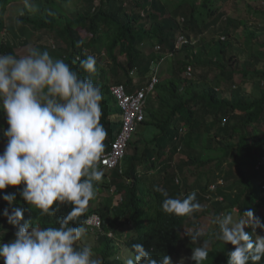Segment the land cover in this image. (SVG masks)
Segmentation results:
<instances>
[{"label": "trees", "instance_id": "16d2710c", "mask_svg": "<svg viewBox=\"0 0 264 264\" xmlns=\"http://www.w3.org/2000/svg\"><path fill=\"white\" fill-rule=\"evenodd\" d=\"M72 1L32 0L34 7L25 8L22 0H0V54L16 56V43L6 39L8 33L18 41L23 38L24 46L49 35L53 41L50 55L62 59L82 78L92 79L103 92L100 122L108 133L105 153L116 141L124 118L111 88L124 85L128 93H134L148 87L153 77L158 79L145 107L146 120L139 126L150 134L141 135L137 129L126 150L125 167L103 168L97 197L108 194L105 207H100L95 197L78 218L83 223L92 214H99L103 231L113 232L115 239L87 229L78 246H88L89 235L97 234V246L92 250L102 264H125L119 256L120 244L134 254L135 243H142L154 258L167 254L172 264L181 259L195 264L188 258L199 245L191 242V233L203 229L205 235L200 240L212 239L217 230L211 223L213 216L251 209L264 223V87L253 100L244 89L251 76L264 85V66L260 67L261 59L254 54L241 62L234 53L232 31L243 22L227 18L224 8L217 6L226 0H87V6L77 13L64 7ZM16 7H20L22 38L6 24L9 12ZM217 27L221 36L210 47L218 49L222 60L203 63L202 55L194 51L202 46L204 52L203 36ZM181 37L189 43L178 50ZM156 46L161 50L154 52ZM36 49L46 50L42 45ZM183 51L186 59L173 62L169 78H163V63L171 54L174 57ZM88 56L96 58L93 74L80 68V61ZM188 67H192L193 77L187 76ZM237 76L242 81H237ZM114 100L117 113L110 107ZM6 128L0 113L3 140ZM156 187L173 198L183 199L196 192L202 208L186 217L167 214L161 209L165 197L155 191ZM7 193H16L15 206L24 209V219L34 220L42 228L58 227L59 218L71 207L59 205L54 216L44 215L29 208L18 188L5 189L0 193L2 243L15 238V228L2 214L9 207L2 198ZM206 217L210 218L208 227ZM245 231L251 234L253 229ZM256 235L264 236V231L256 229ZM232 250V245L212 239L203 264H227Z\"/></svg>", "mask_w": 264, "mask_h": 264}, {"label": "clouds", "instance_id": "9594fccd", "mask_svg": "<svg viewBox=\"0 0 264 264\" xmlns=\"http://www.w3.org/2000/svg\"><path fill=\"white\" fill-rule=\"evenodd\" d=\"M22 2L25 8L34 7L32 0ZM96 63L94 56H88L80 61V68L93 74ZM103 98L101 88L92 79L82 78L46 50L31 49L19 57L0 54V113L7 123L2 133L6 145L0 153V193L9 187L18 188L31 210L48 216H54L59 205L71 206L59 218L58 227L42 228L34 220L24 219V209L15 206L16 193L4 194L2 198L9 207L2 214L15 228L12 241L0 242L4 264H102L94 258L91 247L78 246V242L87 229H97L115 239L114 233L103 231L99 214H92L83 223L78 218L96 197L97 186L105 175L103 168L107 169L101 163L108 135L100 122ZM155 191L165 197L161 209L167 214L186 217L202 208L196 192L181 199L169 197L160 187ZM211 223L217 229L212 239L233 246L227 264H261L264 236L256 235V229L264 231V223L253 210L241 213L233 209L213 216ZM248 227L253 229L251 234L245 231ZM204 235L203 229L191 233V242L199 245L192 248L188 258L195 264H203L209 257L212 239L201 241ZM132 248L134 254L127 249L131 256L125 264H172L170 256L154 258L142 243ZM179 264H185V260Z\"/></svg>", "mask_w": 264, "mask_h": 264}, {"label": "rangeland", "instance_id": "374dc122", "mask_svg": "<svg viewBox=\"0 0 264 264\" xmlns=\"http://www.w3.org/2000/svg\"><path fill=\"white\" fill-rule=\"evenodd\" d=\"M87 4H88L87 0H74L70 4H67L64 7L69 12L77 13L81 11L82 8H85ZM222 4L223 6L219 4L217 6L224 8L227 18L233 19L238 23L243 22L241 24L239 23L237 30L232 31V38L230 43L233 46L234 53H236L240 57L241 62H244L247 58H249L252 54H254L255 57H259L261 59L260 67H263L264 66V0H226V2H222ZM18 8L20 7L13 8L9 12L6 18V24L8 27H13L16 35L22 38L19 27L20 23L19 24L16 23L17 20L19 21L18 18L19 10L17 11ZM219 32L220 29L219 27H217L212 29L210 32H207L203 36L202 43L205 48L204 52H201L202 46L198 47L194 51L195 54L199 53L200 55H202L200 60L201 62L204 63L207 61H215L217 58L222 60V58L219 56L218 49H215V47L213 48L210 47L212 46L211 44L215 42L218 39V37L221 36ZM86 37L87 39L90 38L88 34L86 35ZM6 39L12 40L14 41V43H16L17 57L25 55L31 49H36L37 45L44 46L49 53H51V49L53 48V41L49 35L45 37L44 40L42 41L38 40L37 42H33L27 46H24L22 44L24 40L23 38L21 41H18L20 39H15V37L9 33L6 36ZM149 51L152 52V49H149ZM153 51L155 52V49H153ZM183 59H186L185 51L178 53L173 58L167 59L162 65L163 76H164L163 78H167V77L169 78L171 72V64L173 62ZM211 77H213V75ZM236 80L239 82L242 81L240 76H237ZM135 81L137 82L139 81V79L136 78ZM221 86L222 87L220 90L223 92L224 90L223 85ZM263 87L264 85L261 82H259L258 78L251 76L246 80L244 89L247 95H249L250 99L253 100L260 97L261 89ZM226 96L229 97L228 94ZM110 107H112L114 113H117L119 107L115 100L112 101ZM1 119L2 121H6V116L3 113H1ZM138 130L139 133H141V135L150 134L149 131L142 126ZM5 145H6V140L0 138V152L1 149H4ZM122 166L124 167L126 166L124 161L122 162ZM97 196L98 195H96V197ZM107 196L108 194L106 193V194H99V197H97V201L100 203V207L102 208L105 207L106 204L105 199ZM204 224L206 227L210 225L209 217H206ZM118 243H120L119 239H118ZM86 244L91 248H95L97 246V234H90L88 237V243ZM119 256L126 261V259L130 257L131 254L127 251V248H125L123 245L120 244ZM94 258H97L95 252H94Z\"/></svg>", "mask_w": 264, "mask_h": 264}, {"label": "built area", "instance_id": "2783aa9c", "mask_svg": "<svg viewBox=\"0 0 264 264\" xmlns=\"http://www.w3.org/2000/svg\"><path fill=\"white\" fill-rule=\"evenodd\" d=\"M225 39V38H223ZM188 43L185 38H181L177 48L180 49L182 45ZM156 51H160L161 47L157 46ZM165 59L161 62L163 63ZM159 65L155 66L154 71H157ZM188 77H193L192 67H188L186 72ZM158 83L156 77L152 78L151 83L142 90H137L134 93H128L124 85L113 86L111 88L119 107L123 111V127L116 139L111 145L109 151L104 153L101 163L109 170L118 168L124 160L126 150L133 135L136 133L139 126L146 120V104L151 92L154 91Z\"/></svg>", "mask_w": 264, "mask_h": 264}]
</instances>
